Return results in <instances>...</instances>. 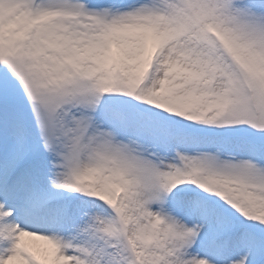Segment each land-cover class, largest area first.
<instances>
[{"label": "snow or ice", "instance_id": "1", "mask_svg": "<svg viewBox=\"0 0 264 264\" xmlns=\"http://www.w3.org/2000/svg\"><path fill=\"white\" fill-rule=\"evenodd\" d=\"M0 264H264V0H0Z\"/></svg>", "mask_w": 264, "mask_h": 264}]
</instances>
